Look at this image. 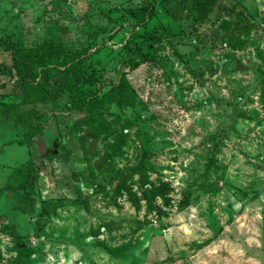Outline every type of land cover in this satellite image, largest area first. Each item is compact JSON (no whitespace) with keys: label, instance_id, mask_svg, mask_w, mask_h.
<instances>
[{"label":"rangeland","instance_id":"rangeland-1","mask_svg":"<svg viewBox=\"0 0 264 264\" xmlns=\"http://www.w3.org/2000/svg\"><path fill=\"white\" fill-rule=\"evenodd\" d=\"M148 1L0 0V264H264V0Z\"/></svg>","mask_w":264,"mask_h":264},{"label":"trees","instance_id":"trees-1","mask_svg":"<svg viewBox=\"0 0 264 264\" xmlns=\"http://www.w3.org/2000/svg\"><path fill=\"white\" fill-rule=\"evenodd\" d=\"M214 1L213 0H206L205 2H199L198 6H200V9L202 11H205V7L207 4H212ZM155 3V0H149L144 4L143 6L139 7L138 9L140 11H145L147 13L152 12L153 10V5ZM209 10V8H208ZM207 11V10H206ZM56 42L53 40H50L48 42H44L46 47L54 46ZM6 47L11 50V59H12V64L10 66H0V74L4 73L8 70H11L14 68L16 72L22 76L24 81H27L31 74L33 73V69L36 68L34 67V56H32V53L21 46L17 44V42H14L13 40L4 38L0 39V47ZM67 55L72 53L71 51L66 52ZM144 53L141 51V49L134 44L131 41L126 42V50H125V55L123 57V64L131 66V61L133 57H141L143 56ZM72 61V59L70 60ZM34 79V78H33ZM69 85L71 84H64L62 86V89H66ZM42 91H39V96L38 100H41L45 97V92L52 94V95H57L60 90L56 89L54 86L51 84H47L46 82H43L41 84ZM136 96L135 91L129 84L128 79L126 78V71H123L121 74V80L115 85V88L113 91H111L110 96L108 99H104L105 97L99 98L100 104H105V100H108L109 102H116L120 105H129L131 102L134 100V97ZM102 102V103H101ZM95 103L91 104L89 106L90 113L93 114L92 108Z\"/></svg>","mask_w":264,"mask_h":264}]
</instances>
